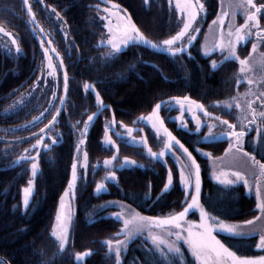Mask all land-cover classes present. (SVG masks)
<instances>
[{
    "label": "trees",
    "instance_id": "trees-1",
    "mask_svg": "<svg viewBox=\"0 0 264 264\" xmlns=\"http://www.w3.org/2000/svg\"><path fill=\"white\" fill-rule=\"evenodd\" d=\"M111 1L128 12L132 25L152 44L177 32V14L168 0ZM256 2L264 4V0ZM27 3L63 62L67 86L60 115L43 133V144L48 147L37 153V175L27 197L22 189L30 168L29 161L22 157L28 156L26 149H31L40 135L15 143L0 141V258L9 264H106L109 253L104 242L107 235L115 234L118 226V221L109 216L116 203L144 216L163 219L182 211L186 206L183 202L189 199L179 184L172 160L166 165L152 154L142 155L137 149L140 145L122 141H118L119 154L133 156L144 164L116 170V180L108 182L105 191L95 192L96 181L102 175L99 164L113 152L100 141L104 117L111 112L117 121L129 124L163 99L188 97L215 118L217 112H223L218 103L233 91L236 63L223 60L216 51L203 54L200 38L188 50L175 55L143 42L130 43L109 54L108 48L98 43L103 36L97 8L101 0H27ZM217 3L207 1V20L215 15ZM1 31L14 37L16 48L12 43V53L0 48V138L18 139L50 121L60 102L63 79L21 0H0ZM45 50L51 63L45 59ZM97 94L103 102L99 109ZM169 103L159 110L175 113ZM91 115L93 119L84 141L87 169L75 181L73 220L61 247L50 230L59 197L71 179L77 132ZM174 123L168 119L166 125L198 163L201 181L198 204L208 216L224 221L253 217L255 201L242 184L223 186L210 177L208 158L203 152L220 154L225 143L203 139L201 132L181 129ZM262 124L256 136L260 147H248L258 161H264V154L259 152L264 145ZM246 133L253 140L254 130ZM150 144L149 148L157 146L155 142ZM168 169L172 184L162 190ZM25 198L28 205L24 210ZM186 219H196V212H189ZM219 237L228 248L244 257L264 254V248L257 249V235ZM77 255H81L78 261ZM119 264H195V260L180 241L171 250L136 237L124 246Z\"/></svg>",
    "mask_w": 264,
    "mask_h": 264
},
{
    "label": "rangeland",
    "instance_id": "rangeland-1",
    "mask_svg": "<svg viewBox=\"0 0 264 264\" xmlns=\"http://www.w3.org/2000/svg\"><path fill=\"white\" fill-rule=\"evenodd\" d=\"M207 1L208 0H199V3L203 5V10H199L197 0H168L169 4L174 8L177 14V32L183 28L184 20L190 14L195 13L196 19L191 21L192 26L188 29V32L191 33L195 39L200 38V48L203 54H209L216 51L221 55L220 57L223 60L230 59L236 63V68L233 74L235 82L233 91L224 100L218 103V105L223 108V112H217L215 118L199 113L194 104L187 101H182L183 107H181V104H178L177 101H171L169 106L174 107L176 112L169 113L166 110H159V113L165 125L167 124L168 119H173L176 127L188 129L194 133L201 132L202 138L206 140H215L216 142L222 141L225 143V147L220 154L211 155L207 152H203L208 158L211 179L223 186L240 183L244 186L246 193L251 194L255 201L256 214L244 221L212 220L206 213V210L198 203L193 210L196 212V219L191 220L186 219L185 217L184 221L199 225L201 223L200 209L202 208L206 214L208 224L213 226L212 234L216 236L218 240L221 241L219 235L234 237L257 235V244H259L260 237L264 235V213L260 210L261 208H264V170H262L259 165L264 164V161H258L256 156L252 155L248 150V147L250 149H255L256 145H259L260 147V140L257 138V131H259L264 122V99H262V96H264V40L258 39L256 35L257 29L253 28L251 29V32L253 33L251 35L246 34L242 29L241 34L244 35L245 38L242 41L236 42V30L240 29L241 25H244L245 20H247L248 16L253 11L248 5L247 0H217L216 13L208 20L206 18L208 16V10L206 9ZM253 3L259 5L256 0H253ZM113 5H116L117 7H113ZM97 8L99 10V20L103 27V36L98 43L105 45L108 48L109 54H114L117 51H114L112 45L108 42L110 33L109 28L105 27V25H109L112 29L111 38L118 40L123 36L127 29L128 22L130 21L132 24L131 18L128 12L115 1L101 0V3ZM257 22L260 27L264 29V11L257 15ZM197 28L199 31H194V29ZM176 33L165 39H170L172 36L176 35ZM229 33H231V35H229ZM165 39L156 42V45H158V48L161 50L169 51L166 46L162 44V41ZM134 42L136 41H129L128 44ZM233 43H235L234 47H232ZM254 43L256 44L255 48H253ZM124 47L126 46L121 45L120 49H123ZM0 48L7 53L13 52L11 49V41L4 31L0 32ZM47 60L51 63L50 59ZM241 61H243V63H241ZM18 103L20 104V101ZM97 103L99 106L98 109L103 106L101 98ZM149 117H151V122H149ZM223 120H227L229 124L233 125L232 131L239 132L242 130L244 133L245 131L248 133V131L253 129L255 137L251 140V138L248 139L244 134L243 143L238 147L235 140L230 138L229 129L220 123V121ZM86 122L83 124L82 130L77 132L74 143L72 164L74 162V157H78L76 160L77 174L75 181L78 179V176L87 169L84 144L80 145L79 143L80 140L85 141V136L91 121H88L87 118ZM128 129H131V132H129ZM100 141L104 145H109L113 149V152L111 156L102 159L99 164L101 165V168L99 169L102 172L100 173L102 175L99 176L96 185L100 184L103 187L98 191L95 186V192L105 191L107 183L116 180V170L124 167H133L135 165L142 166L141 164H144V161L138 160L133 156L119 154L118 141H122L123 144L140 145V148L137 149L142 155L150 157L148 154L154 153L155 155L152 156L158 158L159 161H164L166 165L169 160H172L174 162L173 165L177 168L178 181L181 188L184 190V193L185 186L187 187L188 193L195 191V177L190 176V172L193 171L191 160H189L188 156L177 148H173L170 152L163 147L164 143L167 141L166 135L155 123L152 110L146 114L137 116V118L129 124L117 121L110 112V114L103 119ZM35 142L36 140L33 142L32 146ZM152 142L157 144L155 148H149V146H151L150 143ZM44 145L43 141H41V149L44 148ZM77 145H79V150L77 149ZM263 150L261 149L259 152L264 154ZM161 151L165 152V157L163 158L159 156ZM173 152H175V156L173 155ZM245 153H247V155H245ZM27 155L36 156L38 170L37 153L32 152ZM251 157H255V161L251 159ZM105 161H108L109 163L105 164ZM256 161L259 163H256ZM29 168L30 175L28 181L31 178L33 183L34 177L32 176L31 161H29ZM180 171L184 172L186 181L185 185L180 183ZM169 172H171L170 169H168L165 183H168ZM110 173L114 174L115 179L109 178ZM236 173H239L242 177V180L239 182L236 180ZM28 181L22 189L24 197H27L29 194V192H25V189L29 187ZM245 183H247V187H245ZM67 188L68 183L60 197L65 194ZM162 190H166L164 189V185ZM74 192V188L70 189L68 195L65 196L63 203L61 204L60 197L57 202L50 234L59 246L61 243L64 245L69 228L72 224L75 202ZM186 197L190 202L191 195H187ZM257 205H260V208H258ZM113 209L114 210L110 212L109 216L118 221H116L118 226L116 227L115 234L107 235L104 242L110 257L107 258V260H109L106 264H117V253H119L120 259L121 251L126 243L136 237L143 238L156 247L162 246L171 250L172 248H175V244L178 241L173 234L176 231L174 225L157 226V219H153V221H145L141 218L147 216L119 203H116ZM124 220L130 222L128 226H125L123 223ZM246 221H252V223L248 224ZM181 224L183 228H188V224L183 221ZM219 224H223L226 230L230 229L231 231L217 232V226ZM193 230L195 231V229ZM182 235L186 236L187 232H182ZM117 240L120 241L119 245L116 243ZM180 242L184 244L183 240H180ZM221 243L224 244L222 241ZM185 246L188 249V246ZM224 246L228 248L225 244ZM228 249L235 253L230 248ZM257 249L263 248L257 247ZM235 255L237 257H244L237 253H235ZM261 256H264V254L248 256L245 258H253L257 260V264H264V262L259 260V257ZM80 257L81 255L75 256V260H80ZM225 264H232L231 259L225 258Z\"/></svg>",
    "mask_w": 264,
    "mask_h": 264
},
{
    "label": "snow or ice",
    "instance_id": "snow-or-ice-1",
    "mask_svg": "<svg viewBox=\"0 0 264 264\" xmlns=\"http://www.w3.org/2000/svg\"><path fill=\"white\" fill-rule=\"evenodd\" d=\"M147 2V0H145ZM25 3H27V0H25ZM248 5L253 10L251 14L248 16L247 20H245L244 25H241L240 29L236 30V42L244 40L245 36L241 34V30L243 29L244 32L248 35L253 34L251 32V29L255 28L257 29L256 35L259 40H264V29L260 27V25L257 22V15L264 11V4H255L253 3V0H247ZM197 4L199 5V10H203V5L199 3V0H197ZM113 7H117L116 5H113ZM55 11V9H53ZM31 15V12H29ZM196 19L195 13L190 14L183 22V28L176 33V35L172 36L170 39H165L162 41V44L166 46L167 50L171 51L173 55H175L178 52H182L188 44L192 42L195 37L188 32V29L192 26L191 21ZM251 22V23H249ZM215 23V22H214ZM105 27L109 28L110 37L108 42L112 45V48L114 51H119L121 45L127 46L129 41L135 40L137 43L143 42L146 44H151L150 41H147L144 39L143 36L140 35L139 31L136 29L135 25H132L130 21L128 22V27L125 30L122 37H120L118 40H114L111 38L112 29L109 27V25H105ZM194 31H199V29H194ZM187 34V36H186ZM231 35V33H229ZM186 37V39H185ZM235 46V43L232 44V47ZM43 47V45H42ZM151 47L156 48L158 45L151 44ZM256 47V44H253V48ZM45 59L48 58V51L45 50ZM243 63V61H241ZM62 66V65H61ZM65 86H67V77H65ZM86 88H91V85H85ZM262 99H264V96H262ZM96 100L99 102L100 97L97 94ZM183 101H188V97H184ZM177 103L181 104V107H183V102L179 99H177ZM160 108V105L157 104L155 108L152 109V114L155 115L157 109ZM43 115V114H42ZM56 117L52 118V121H49L50 124L55 121ZM93 119V116L88 117V121H91ZM149 122H151V117L148 118ZM218 119V118H217ZM87 123V122H86ZM220 123L224 126H226L229 129V136L231 139L235 140L237 146H241L243 143V137H244V131H232L233 125L229 124L227 120L220 121ZM162 126V125H161ZM48 125H45V128H47ZM199 127V126H197ZM45 128H42L40 130V136L38 139H36L35 144L32 146L31 149H26V152L32 153L36 152L39 153L41 149V141L45 138L43 133L45 132ZM129 132H131V129H128ZM166 131V130H165ZM168 140L164 143L163 147L168 150L172 151L173 148H177L178 150L182 151L184 154H186L189 158V160L192 161V170L190 172V176L195 177V191L192 193H188L187 187L185 186V195H191V202L185 200L183 203H185L187 206L183 208L182 211H180L175 217L171 218V223L174 225L176 231L173 233L175 235V238L177 241L183 240L184 244L188 246L189 251L191 252L192 257L195 260V264H225V258L231 259L232 264H257V260L253 258H245V257H237L235 253L229 251L228 248L224 246V244L221 243L220 240L214 236L213 233V226H210L207 222L206 214L204 213L203 209H200V217H201V223L199 225L191 224L190 222L184 221L185 216L189 213V211L197 206V196L200 190V174H199V167L196 165V161L192 159L191 154L188 152V149L182 144L179 140H177L175 137L171 136L170 133H167ZM53 144L56 143V141H52ZM80 145L84 144V140H80ZM48 145L45 144L44 148H47ZM77 149L79 150V145H77ZM152 155H155L154 153H150ZM173 155L175 156V152H173ZM247 155V153H245ZM159 156L161 158L165 157V152L161 151L159 153ZM22 159L26 161H31V170H32V176L35 177L37 175V163H36V156L29 155L26 157H22ZM78 157H74V162L72 164V179L68 182V188L65 190V194L60 197L61 204L63 203L65 196L68 195V192L70 189L75 187V179H76V169L77 164L76 160ZM178 159V157H177ZM255 161V157H251ZM109 163L108 161H105V164ZM256 163H259L256 161ZM259 167L264 170V164H260ZM236 180L239 182L242 180V177L239 173H236ZM110 179H115V176L113 173L109 174ZM172 182V173L169 172L168 174V183L164 184V189H168L169 185ZM180 183L182 185L186 184L184 172L180 171ZM29 187L25 189V192H30L32 187V179L30 178L28 181ZM247 183H245V187H247ZM103 186L100 184L96 185L97 190L99 191ZM25 206L28 205V200L25 198L24 200ZM258 208H260V205H257ZM262 213H264V208L260 209ZM145 221H153L152 217H144L141 218ZM184 222L188 224V228L185 229L182 227L181 222ZM123 223L125 226L129 225L128 220H124ZM246 223L251 224L252 221H246ZM158 226V222H157ZM195 229V231L193 230ZM139 230V229H138ZM186 231L187 235H182V232ZM220 231H231L230 229H225L223 224H219L217 226V232ZM117 245H119L120 241H116ZM63 247V243L60 245ZM258 248H264V235L260 237V243L256 245ZM176 251L178 252L179 249L177 248ZM259 260L261 262H264V256L259 257ZM0 264H6V261L3 259H0ZM117 264H119V253H117Z\"/></svg>",
    "mask_w": 264,
    "mask_h": 264
},
{
    "label": "water",
    "instance_id": "water-1",
    "mask_svg": "<svg viewBox=\"0 0 264 264\" xmlns=\"http://www.w3.org/2000/svg\"><path fill=\"white\" fill-rule=\"evenodd\" d=\"M21 1H22V3H23V6H24V8H25V10H26V12H27V15H28L30 21L32 22L33 26L36 28V30L38 31V33H39L40 36L42 37L43 41L45 42V44H46V46H47V48H48V50H49V52H50V53L53 55V57L55 58V60H56V62H57V64H58V66H59V69H60V71H61V75H62V79H63V89H62V94H61V98H60L59 105H58V107H57V110H56L55 114L53 115V117H56V119H55V121H56L57 118H58V116L60 115L61 110H62V107H63V104H64V99H65V95H66V86H65V77H66V73H65L64 65H63V62H62L60 56L58 55V53L53 49V47H52V45H51L49 39H48L47 36H46V34L43 32V30L39 27V25H38L37 22L35 21V19H34L32 13H31V15L29 14V12H31V11H30V8H29V6H28V3H25V0H21ZM6 35H7V37L10 39V41H11L13 47L16 48V41H15L14 37H13L10 33H8V32L6 33ZM144 39H145V38H144ZM145 40H146V39H145ZM193 40H194V39H193ZM193 40H192V42H193ZM147 41H148V40H147ZM192 42H191L190 44H188L187 47H186L182 52L188 50V48L191 46ZM145 44H146V43H145ZM151 44H152V43H151ZM151 44H146V45H148V46L151 47ZM152 48H153V47H152ZM153 49L160 50V51H165V52H167V53H172L171 51L161 50V49H159L158 47L153 48ZM61 65H62V66H61ZM177 99L183 101V98H175V97H171V98L163 99V100H161L160 102H158L157 104H159L160 107H161L163 104H165V103H167V102H171V101H177ZM187 102H190V103L194 104V105L196 106L197 110H198L200 113L205 114V115H209V116H214L213 114L206 112V111L200 106V104L197 103L196 101L194 102V101H192V100H190V99L188 98V101H187ZM157 104H156V105H157ZM156 105H155V106H156ZM155 106H154L153 108H155ZM53 117H52V118H53ZM52 118L50 119V121H52ZM153 118H154L155 123L158 125V127H159V128L165 133V135H166V140H168V135H167V133H170L171 136H173V137L176 138V136L171 132L170 129L167 128V126L165 125L164 121L162 120V118H161V116H160V113H159V109H157L155 115H153ZM55 121H53V123H54ZM53 123H52V124H53ZM52 124H50L49 121H48V123L45 124V125H48V127L45 128V125H44L42 128H45V131H46V130H47ZM161 125H162V126H161ZM42 128H40L38 131L32 133L31 135L25 136V137H23V138H18V139H2V138H0V141H1V142H4V143H15V142H19V141H23V140H27V139L35 138V137H37V136H39V135L41 134V133H40V130H41ZM165 130H166V131H165ZM176 139H177V138H176ZM188 152H189V150H188ZM189 153L191 154V152H189ZM191 157H192V159L195 160V158L193 157L192 154H191ZM195 161H196V160H195ZM191 162H192V161H191ZM196 165L198 166L197 161H196ZM198 167H199V166H198ZM199 174H200V171H199ZM200 192H201V181H200V190H199V193H198V196H197V203L199 202V199H200ZM24 200H25V199H24ZM24 200H23V209L25 210V209H26V206H25V204H24ZM190 202H191V200H190ZM193 210H194V208L191 209L189 212H192ZM176 215H177V214H176ZM176 215L171 216V217H167V218H163V219H157L156 221L158 222V225H159V226L173 225V224L171 223V218H172V217H175ZM185 217H186V216H185ZM0 259H1V258H0Z\"/></svg>",
    "mask_w": 264,
    "mask_h": 264
},
{
    "label": "flooded vegetation",
    "instance_id": "flooded-vegetation-1",
    "mask_svg": "<svg viewBox=\"0 0 264 264\" xmlns=\"http://www.w3.org/2000/svg\"><path fill=\"white\" fill-rule=\"evenodd\" d=\"M204 115V114H203ZM6 264H9V263H6Z\"/></svg>",
    "mask_w": 264,
    "mask_h": 264
}]
</instances>
